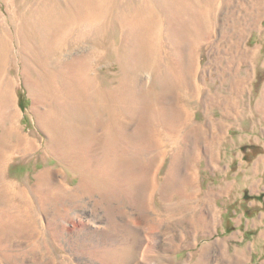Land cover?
<instances>
[{"label":"rangeland","instance_id":"374dc122","mask_svg":"<svg viewBox=\"0 0 264 264\" xmlns=\"http://www.w3.org/2000/svg\"><path fill=\"white\" fill-rule=\"evenodd\" d=\"M262 156L264 0H0V264H264Z\"/></svg>","mask_w":264,"mask_h":264},{"label":"bare ground","instance_id":"6f19581e","mask_svg":"<svg viewBox=\"0 0 264 264\" xmlns=\"http://www.w3.org/2000/svg\"><path fill=\"white\" fill-rule=\"evenodd\" d=\"M196 1V0H195ZM257 1V0H256ZM200 2V1H199ZM194 3V2H193ZM207 3V2H206ZM210 3V2H209ZM199 3H197V5H194V6H196L197 8H198V6H200V5H198ZM205 7H206V5H204ZM179 8H180V6H179ZM259 9V8H258ZM247 10V9H246ZM201 13V12H200ZM259 16V15H258ZM193 17V16H192ZM241 17V16H240ZM204 18H205V16H204ZM256 18V17H255ZM257 19V18H256ZM206 24V23H205ZM208 31V30H207ZM195 33V32H194ZM192 36V35H191ZM193 36H194V34H193ZM197 36V35H196ZM202 36V35H201ZM212 38V37H211ZM197 39V38H196ZM198 40V39H197ZM195 41V40H194ZM151 48V47H150ZM177 51V50H176ZM174 66V65H173ZM172 66V67H173ZM86 69V68H85ZM236 70V69H235ZM84 72H85V70H84ZM81 74L83 75V72H81ZM193 78V77H192ZM179 79V78H178ZM180 79H182V78H180ZM179 79V80H180ZM182 80H184V79H182ZM174 81V80H173ZM178 81V80H177ZM181 81V80H180ZM174 83V82H173ZM193 83H194V81H193ZM177 84V83H176ZM182 84V83H181ZM173 85H175V84H173ZM180 85V84H179ZM178 87V86H177ZM177 87H175V88H177ZM180 88V87H179ZM182 89V88H181ZM202 89V88H201ZM79 91V90H78ZM179 91V90H178ZM188 92V91H187ZM176 97V96H175ZM178 98V97H177ZM188 100V99H187ZM185 101V100H184ZM75 103V102H74ZM153 104V103H152ZM175 105V104H174ZM168 106H170V105H168ZM171 106H172V104H171ZM152 107H153V105H152ZM155 107V106H154ZM173 107V106H172ZM174 108H175V106H174ZM164 110V109H163ZM174 110V113H175V116L174 117H176L177 118V120H180V115H179V113L178 112H176L175 111V109H173ZM154 111V110H153ZM171 111V110H170ZM181 111H183V110H181ZM191 114V113H190ZM183 115V114H182ZM118 117V116H117ZM173 117V118H174ZM170 118V117H169ZM181 120H182V118H181ZM190 120V119H189ZM164 121V120H163ZM185 122V121H184ZM184 122H183V120H182V122L180 123V125H182V126H184L183 124H184ZM187 122V121H186ZM117 122H115V124H116ZM178 123V122H177ZM190 123H192V122H190ZM64 125V124H63ZM67 126V125H66ZM157 127V126H156ZM155 127V128H156ZM193 127V126H192ZM182 128V127H181ZM60 129V128H59ZM116 129V128H115ZM217 129V128H216ZM113 130V129H112ZM155 130V129H154ZM63 131V130H62ZM117 131V130H116ZM161 132V131H160ZM66 133V132H65ZM82 133V132H81ZM6 135V134H5ZM79 135V134H78ZM153 135V134H152ZM4 136V135H3ZM82 136V135H81ZM142 137V136H141ZM144 137V136H143ZM57 138H59V137H57ZM160 138V137H159ZM25 141V140H24ZM58 141V140H57ZM141 142V141H140ZM64 143V142H63ZM114 143V142H113ZM153 144V143H152ZM60 145V144H59ZM111 147V146H110ZM2 149V148H1ZM60 151V150H59ZM11 153V152H10ZM11 156V155H10ZM11 158V157H10ZM139 168H141V167H139ZM154 177H155V175H154ZM156 180V179H155ZM45 184V183H44ZM155 186H156V183H155ZM22 192V191H21ZM213 201V200H212ZM198 203V202H197ZM211 203V202H210ZM196 211V210H195ZM197 213V212H196ZM212 216H213V214H212ZM211 217V216H210ZM213 219V218H212ZM38 223V222H37ZM34 224V223H33ZM158 224V223H157ZM39 227V226H38ZM152 227H154V225H152V226H150V228H152ZM180 228V227H179ZM156 229V228H155ZM36 230H38V229H36ZM192 231L193 230H191V232L190 233H192ZM195 232V231H194ZM188 233V232H187ZM181 234V233H180ZM179 234V235H180ZM188 235V234H187ZM150 236V235H149ZM181 237V240H182V244H183V242L187 239V236H186V234H185V232H182V235L180 236ZM153 238V237H152ZM179 239V238H178ZM177 239V240H178ZM189 239H190V236H189ZM154 240V239H153ZM175 240V239H174ZM176 242V241H175ZM186 242V241H185ZM184 242V243H185ZM180 243V244H181ZM179 244V245H180ZM148 245L149 244H146V246L148 247ZM177 245V244H176ZM179 248V247H178ZM42 256V255H41ZM42 258V257H41ZM226 261V260H225ZM142 264V263H141Z\"/></svg>","mask_w":264,"mask_h":264},{"label":"crops","instance_id":"0c3cea01","mask_svg":"<svg viewBox=\"0 0 264 264\" xmlns=\"http://www.w3.org/2000/svg\"><path fill=\"white\" fill-rule=\"evenodd\" d=\"M258 164H259V165H260V164L264 165V156H262L261 162H259ZM258 175H259V174H258ZM263 175H264V174H263ZM245 180L248 182V179H247V178H246ZM245 186H246V185H244V188H245ZM245 189H246V188H245ZM247 190H249V192H250V193L248 192V194H249V195H252V196H254V195H253V192H254V193H255V192L258 193L257 195L264 194V176L262 177V179L259 178L257 182L251 184V185L248 187Z\"/></svg>","mask_w":264,"mask_h":264},{"label":"trees","instance_id":"16d2710c","mask_svg":"<svg viewBox=\"0 0 264 264\" xmlns=\"http://www.w3.org/2000/svg\"><path fill=\"white\" fill-rule=\"evenodd\" d=\"M19 106H20L21 108H24V109L26 108V106L24 105V101H23V97H22V95H20ZM244 197H245V200H251V199H254V200H257V201H259V202H262L263 205H264V194H260V195H257V196H250V195L248 194V192H245Z\"/></svg>","mask_w":264,"mask_h":264}]
</instances>
